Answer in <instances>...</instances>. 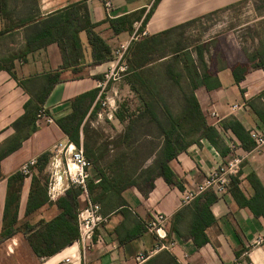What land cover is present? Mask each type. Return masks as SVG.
I'll use <instances>...</instances> for the list:
<instances>
[{
	"label": "crops",
	"instance_id": "1",
	"mask_svg": "<svg viewBox=\"0 0 264 264\" xmlns=\"http://www.w3.org/2000/svg\"><path fill=\"white\" fill-rule=\"evenodd\" d=\"M246 1L160 0L143 32L138 34L155 0H7L6 8L13 16L8 20L0 12V67H7L5 64L8 63L11 70H0V148L14 136L13 124L25 114V104L29 100L34 101L33 95L43 92L51 78L58 76L59 82L53 84L42 106L54 119V123L40 122L37 131L17 151L0 162V233L8 178L20 171L26 162L37 159L45 152H51L45 172H53L55 169L58 175L63 173L65 160L61 155L54 154L53 149L58 142L65 143L69 139L57 126L55 119L69 114L71 101L98 89L99 81L117 68L114 52L121 45L129 47L136 35L139 37L135 41L194 22L192 27L198 20L231 10ZM106 2L111 4L109 10ZM74 7L81 17L88 15L94 31L110 47L112 59L101 64L94 62L93 47L86 30L74 34L79 48L69 49L66 54L67 61L71 62L69 65L64 66V53L57 43L33 51L27 50V38L30 35L27 28L31 24L22 25L21 21L29 17L36 21L42 20ZM257 8L255 5L251 20L236 28L240 32L254 28L249 48L242 47L238 36L230 38L223 34L207 41L191 42L188 46L191 59L197 67L194 77L200 84L194 90V95L208 125L216 130L217 136L215 142L201 134L193 136L187 150L169 162L183 190L168 184L159 170L150 178L137 177V184L120 195L95 190V197L102 195L99 203L101 214L108 220L96 232L94 247L83 249L79 243L74 242L52 256L39 257L27 238L29 233L19 232L0 244V264H264V193L257 195L248 180L252 173L255 174L264 189V147L245 151L231 127H224L235 122L247 135L252 129L264 130V68L257 66V53L264 52V10ZM141 11H144L142 15ZM123 16L134 20L132 29L115 34L110 22ZM202 44H207L208 48L201 52L200 59L197 48ZM238 66L247 69L240 82H236L233 74L234 68ZM126 84L107 86L106 91L111 97L117 91H122L121 87L130 92ZM99 100L97 97L94 105ZM120 106L118 103L117 110L105 111L99 105V109L90 116L92 106L84 122L86 131L81 132L82 147L83 143H90L91 127L110 130L111 134H124L128 121L117 118ZM232 106H238V109L233 110ZM104 113L109 121H102ZM143 138L149 143L156 142V149L162 144L160 138L149 135ZM232 142L238 144V153L246 155V159L236 177L238 183L232 182L229 191L210 207L214 222L204 232L208 242L197 247L191 235L197 197L183 204V194L196 190L212 170L224 163V154ZM99 146L95 149L101 148ZM109 146L111 143L104 147L108 150ZM138 154L134 162L139 166L136 175L151 167L155 158L151 156V150L144 154V158L139 151ZM105 157H115L114 151H107ZM97 163L100 166V162ZM90 171V179L93 178V182L99 184L101 177L96 175L92 163ZM31 177L24 180L20 192L18 226L27 222L37 230L59 214L56 201L70 186L60 175L52 197L47 190L49 202L26 217ZM78 205L80 210L86 207L85 194L78 198ZM158 214L167 218L161 230V236L166 238L161 241L174 242V246L168 250L157 249L159 237L148 229V224ZM179 214L181 217L177 220ZM174 225L180 234L173 230Z\"/></svg>",
	"mask_w": 264,
	"mask_h": 264
},
{
	"label": "trees",
	"instance_id": "2",
	"mask_svg": "<svg viewBox=\"0 0 264 264\" xmlns=\"http://www.w3.org/2000/svg\"><path fill=\"white\" fill-rule=\"evenodd\" d=\"M159 1L155 0L153 7L143 19L138 34L143 32V28ZM262 1L264 3V0ZM6 2L7 0H0V12L4 18L11 20L13 15L11 11L7 10ZM143 13L144 11H141L140 15ZM133 22L134 20L131 17L123 16L112 20L110 27L115 34H120L121 32L131 31ZM193 23H188L159 35L139 38V40L133 41L128 47L124 57L128 69L124 76L127 75L126 82L130 86L131 91L137 95L140 104L134 112H130L127 104H123L116 114L120 121H128L126 131L121 138V143L126 147L128 153H122L109 165V168L113 170L114 166H118L119 173L110 171L111 174H107L104 172L97 163L101 158L97 151L101 148L95 149L89 143H83L86 158L93 164L96 175L101 177L99 184H95L93 178L87 181L86 188L92 203L99 204L101 202V194L105 192H113L120 195L133 184H137V177L146 176L150 178L156 170L161 172V175L168 184H172L183 190L181 182L170 169L169 162L187 150L192 143L191 138L195 135L201 134L203 137L215 142L217 132L213 127L208 125L206 116L202 113L194 95V90L200 86L194 77L197 67L191 59L188 46L179 43L177 38L180 31L190 27ZM20 24H31L27 28V33L30 34L27 38L28 51L45 48L49 44L57 43L64 53V66L71 64V62L67 61L66 57L69 49L76 50L79 48L74 34L80 30H86L87 32L89 43L93 47L94 62L96 64H101L113 58L110 47L94 31L88 15L86 14L84 17H81L75 7L65 13H59L42 20L36 21L32 17H29L28 20L21 21ZM207 48V44H202L197 48L200 59L201 52ZM168 50L169 53H167ZM257 57L259 60L257 66L264 68V52L259 51ZM5 65L7 67L3 69L0 67V70L10 71L11 66L8 63ZM155 67L158 68V71L155 70ZM246 72L247 69H242L239 66L235 67L233 74L236 82H240ZM154 74H159V79L165 78L175 87L179 88L181 105L177 111H173L168 106L167 101L161 97L160 88L153 80ZM184 80H188V82L185 83ZM58 82V76L51 78L49 84L44 87L43 92L33 95L34 101L33 99L29 100L25 104V114L13 124L14 136L0 148V162L17 151L22 146V143L37 131L38 113L43 109L42 106L45 104L53 84ZM187 89L189 90L187 91ZM99 92V89H95L79 95L70 103L71 112L55 119L57 126L68 137L69 141L77 147L81 146V132L86 131L84 122L90 109L94 106L90 116H93L99 109V101L94 105ZM224 127H231L236 137L240 140L242 149L250 151L254 148V143L240 125L233 122ZM154 134L156 138L162 140V144L157 149L156 147H152L151 149V156L155 157L152 166L141 172V174L136 175V170L139 167L134 163L139 155L137 146L141 138ZM129 151L131 152L129 153ZM232 156L233 154L228 148L224 154V162ZM50 157L51 152L43 153L37 158V163L32 169V171L34 170L37 173L33 172L31 177L26 217L41 209L49 202L48 183L43 177V173L46 170ZM25 179L26 177L18 171L7 180L8 191L3 215V228L0 233V244L19 232H23L24 234L29 233L27 238L34 252L39 257H49L66 246L73 244L78 239L79 229L77 220L80 211L78 198L84 194V190L81 187H70L56 201L55 206L58 208L59 214L53 220L43 223L41 228L36 230L35 226L27 222L18 226L20 192ZM248 180L257 195L264 193V189L255 174L252 173L248 177ZM232 182L234 184L238 183L236 177ZM98 189L102 190L101 196L95 197L94 192ZM218 198L220 197L212 190H208L195 199L191 235L197 247L208 242L204 232L206 227L214 222L210 207L218 201ZM180 217L181 214L178 215L177 220ZM173 230L180 234L175 225L173 226Z\"/></svg>",
	"mask_w": 264,
	"mask_h": 264
},
{
	"label": "built area",
	"instance_id": "3",
	"mask_svg": "<svg viewBox=\"0 0 264 264\" xmlns=\"http://www.w3.org/2000/svg\"><path fill=\"white\" fill-rule=\"evenodd\" d=\"M106 8L109 10L111 4L109 2L105 3ZM145 35V34H144ZM139 36L136 35L133 41ZM128 50L127 45H121L118 50L114 52V57L118 62V66L112 69L106 74L105 78L98 83V89L100 90L98 98L100 99L102 94L105 92L107 85L111 81H117L123 77L128 69L125 62V54ZM107 103L103 102L102 105L105 106ZM233 110L238 109V106H232ZM212 116H216L212 114ZM37 126L40 122L45 124H53L54 119L42 109L38 113ZM249 137L254 143L253 150H259L264 147V130L259 131L252 129L249 131ZM229 149L233 156L226 162L221 164L212 170L206 177L203 184L199 185L196 190L186 191L183 194L182 203L188 204L190 201L198 197L199 195L205 193L208 190H212L217 196L221 197L229 191L232 180L237 177L241 171L242 164L246 159V155L238 153V144L235 142L230 143ZM59 154L63 157L66 163L65 170L61 176H63L70 187L76 186L81 187L84 190V194L87 198V205L85 208L80 210L78 213V229L79 237L75 241L79 243L83 249H89L95 245L96 232L101 229L106 223L108 218L101 214V207L97 203H92L89 198L86 184L88 179L91 177V162L86 158L84 148L82 146L77 147L69 140L65 143H60ZM37 159L33 158L26 162L20 169V172L27 178L32 176V169L35 167ZM71 166L74 167V172ZM60 175L57 174L54 169L52 172V183L49 187V194H51L56 185L58 184V179ZM167 218L163 214H158L155 216L154 220L148 224V229L154 231L158 237L157 249H171L174 246V242H163L166 236H161V230L166 222Z\"/></svg>",
	"mask_w": 264,
	"mask_h": 264
},
{
	"label": "rangeland",
	"instance_id": "4",
	"mask_svg": "<svg viewBox=\"0 0 264 264\" xmlns=\"http://www.w3.org/2000/svg\"><path fill=\"white\" fill-rule=\"evenodd\" d=\"M255 5H257L258 10L260 9L264 10V3L262 0H255V1L248 0L240 5L232 7L231 10L210 15L208 18H204L203 20H200L194 26L188 27L185 30L180 31L179 34L177 35L179 43L189 46L191 42L207 41L209 39L219 37L223 34L225 36H229L230 38H233V36L235 35L238 36L240 42L242 43V47L249 48L251 45L250 36H252L254 32V28L250 27L248 28V30H245L243 32L237 31L236 28L253 18V13H254L253 8ZM167 53H169V50L167 51ZM156 59H158V57H156ZM155 70L158 71V68L155 67ZM126 79H127L126 76H123L117 81H111L107 86L119 85V84L120 86L127 85ZM153 80L156 84H158L161 92V97L163 98V100L167 101L168 106L173 111H177L179 106L181 105V99L179 97V92H180L179 88L175 87L170 81H168L165 78L159 79V74H154ZM121 90L122 91H117V93L113 94L112 95L113 97H111L105 89V92L102 94L99 100L100 108L105 111H110L113 109L117 110L119 103L120 105L127 104L130 112L132 111L134 112L135 109L140 104L137 95L134 94L131 91V89L129 92L125 88L121 87ZM188 90L189 89H187V91ZM103 102H106L107 104L103 106L102 105ZM105 115L106 114L104 113L102 116L103 122H105V119L108 120V118ZM89 132H90L89 139H91L89 145L93 148H96L97 145H101L99 146L101 147V149L98 151V155L101 156V158L99 159L100 167L105 172L110 173V171H114L116 173H119L118 166H114L113 167L114 170H113L112 168H109L110 167L109 165L122 153H128L126 147L121 143L122 140L121 138L123 134L122 135L119 133L111 134L110 130H106L99 127H91ZM150 137H155V134ZM146 141H147L146 139L141 138L140 143L137 146L138 151L140 152V154H142L141 156L142 158L145 157L144 154H147V151H150L152 147L154 148L156 147L155 146L156 142L152 141L151 143H149L148 141L147 142ZM60 143L61 142H58L55 145L53 149L54 154L61 155L58 152ZM107 143H111V146L108 147V150H106L104 147ZM111 150L114 151L115 157L109 159L105 157V154L107 153V151L111 152ZM130 152L131 151H129V153ZM71 168L72 171L74 172V167L71 166ZM43 177L46 179L48 183V191H49L50 184L52 183V171L50 170L44 172Z\"/></svg>",
	"mask_w": 264,
	"mask_h": 264
}]
</instances>
